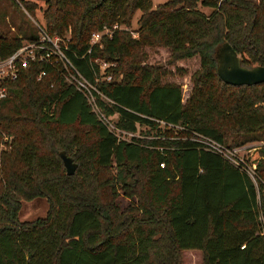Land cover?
Returning <instances> with one entry per match:
<instances>
[{
  "label": "trees",
  "instance_id": "obj_1",
  "mask_svg": "<svg viewBox=\"0 0 264 264\" xmlns=\"http://www.w3.org/2000/svg\"><path fill=\"white\" fill-rule=\"evenodd\" d=\"M42 1L40 34L60 43L68 34L66 58L110 101L97 99L101 113L138 136L110 132L59 64L18 66L0 99V264H181L183 251H199L202 264H264V146L251 179L193 140L227 148L264 141V83L225 84L214 61L227 43L243 67L264 66V0L154 8L151 0ZM11 2L33 15L32 2ZM137 12L132 38L125 28ZM4 16L0 60L40 39L11 32ZM103 32L91 46V35ZM160 49L165 66L197 59L184 100L180 85L165 81L167 67L142 64ZM99 62L114 64L105 70L111 81H99ZM83 132L92 138L80 143ZM59 151L76 164L73 175ZM35 198L45 199L46 215L18 221L21 204Z\"/></svg>",
  "mask_w": 264,
  "mask_h": 264
},
{
  "label": "rangeland",
  "instance_id": "obj_2",
  "mask_svg": "<svg viewBox=\"0 0 264 264\" xmlns=\"http://www.w3.org/2000/svg\"><path fill=\"white\" fill-rule=\"evenodd\" d=\"M27 2H32L35 4V9L33 11V15H30L27 11H25L19 4L13 5L11 0H0V11L4 12V21L5 24H8L11 26L12 24H15V27H10L11 32H15L16 28H21V31L31 30L33 34H37L40 37V32L37 27V25L43 24L42 20V10L44 9V3L42 0H25ZM168 0H151L152 8L156 7L159 4H162ZM254 2H257V0H251ZM199 10L205 14L209 13V9L199 7ZM140 13H135L131 24L129 27L125 28L126 32L129 33V35L132 38L136 37V20L138 19ZM21 34V33H18ZM53 39H57L56 37H53ZM40 40V39H39ZM69 40L68 34L64 38H62V43L59 42V39L54 40L56 44L58 45H65L67 41ZM167 55L168 53L165 50H157L154 53H149L147 57V62H142V64H154V65H161L162 67H167V69L170 70L171 74L170 76H167L165 78L166 82H174L176 84H179L182 90V97L183 100L187 97L191 84L189 77L190 75L198 69V62L196 58L185 60L182 62H177L174 66H165V62L167 61ZM178 69V72H177ZM182 71V73H181ZM70 134H72L70 132ZM116 137L120 140H129L132 136H138L137 134H129V133H115ZM142 137H145V141H149L151 139L150 135L144 136L143 133H141ZM92 136L90 133L83 132V134L79 138L80 143H85L87 139H91ZM264 146V141L260 142H252L248 143L239 147L238 151L235 153L236 157L241 159L251 171H254L252 169V166H255V163L253 160L255 158H258V150ZM77 148L76 146H72V151ZM1 150H5L3 146L0 145ZM231 149V148H229ZM71 151V152H72ZM43 152V151H42ZM60 152V151H59ZM71 155V154H70ZM112 172V171H110ZM254 173V172H253ZM118 204L120 207H126L128 204L127 200L123 198L118 199ZM47 212V203L45 199L43 198H35L32 201L29 202H23L21 204V208L18 212L17 219L18 221H31L37 218H43L46 215ZM181 264H202V258L201 253L199 251H183L181 252Z\"/></svg>",
  "mask_w": 264,
  "mask_h": 264
},
{
  "label": "built area",
  "instance_id": "obj_3",
  "mask_svg": "<svg viewBox=\"0 0 264 264\" xmlns=\"http://www.w3.org/2000/svg\"><path fill=\"white\" fill-rule=\"evenodd\" d=\"M103 33H94L90 37L89 44L92 46L99 42V39ZM54 40L48 38L45 35H40V40L35 43L23 44L20 48L14 51L10 56L0 60V99L6 95V88L2 85L5 81L13 80L17 75L18 66L20 68H27L31 61H37L48 64L53 67L59 64L62 68L61 76L63 80L75 90H77L86 100L90 106L92 112L97 119L110 131L115 133H123L117 130L114 125L110 122V118L105 117L97 106V99L101 98L110 102L96 87L94 83L85 79L76 68L70 63L63 53L60 45L56 44ZM88 50L87 52H89ZM98 67L101 71L99 81L109 82L111 81V74L105 72L109 67H115L114 64L108 66L105 62H99ZM41 72L39 74L42 75ZM116 135V134H115ZM3 139H7L3 137ZM201 149L211 152L223 160L235 167H240L248 177L253 179V171L239 158L236 157L235 153L238 148H227L224 145L210 139L208 137L197 135L193 139ZM2 146V145H1ZM254 169V166H252Z\"/></svg>",
  "mask_w": 264,
  "mask_h": 264
},
{
  "label": "water",
  "instance_id": "obj_4",
  "mask_svg": "<svg viewBox=\"0 0 264 264\" xmlns=\"http://www.w3.org/2000/svg\"><path fill=\"white\" fill-rule=\"evenodd\" d=\"M214 61L217 77L225 84L232 86H251L264 83V66L245 68L240 58L227 44L222 43L214 50ZM66 175H73L76 169L70 157L64 152L59 153Z\"/></svg>",
  "mask_w": 264,
  "mask_h": 264
}]
</instances>
